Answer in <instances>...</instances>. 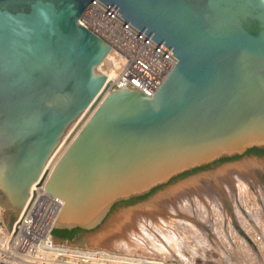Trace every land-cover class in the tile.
<instances>
[{
	"label": "water",
	"instance_id": "95a60500",
	"mask_svg": "<svg viewBox=\"0 0 264 264\" xmlns=\"http://www.w3.org/2000/svg\"><path fill=\"white\" fill-rule=\"evenodd\" d=\"M93 1L0 0V208L9 236L48 172L44 191L64 203L53 228L80 229L88 242L116 213L213 171L196 170L261 160L243 155L264 150V0H96L175 58L152 96L128 83L104 96L98 66L109 46L79 23Z\"/></svg>",
	"mask_w": 264,
	"mask_h": 264
},
{
	"label": "bare ground",
	"instance_id": "6f19581e",
	"mask_svg": "<svg viewBox=\"0 0 264 264\" xmlns=\"http://www.w3.org/2000/svg\"><path fill=\"white\" fill-rule=\"evenodd\" d=\"M111 62L107 54L98 66V71L106 78ZM88 117L89 113L82 118L79 127ZM64 145L50 162L49 171L65 149ZM251 159L190 177L164 189L142 207L116 213L100 237L86 242L89 249L98 251L95 264H171L168 259L174 253L179 255L181 246L185 247V239L207 243L220 252L219 241L232 232V215L238 222L248 221V224L259 222V216L264 215V182H260L261 176L264 178V160ZM46 175L49 176V172ZM0 211L2 213L1 208Z\"/></svg>",
	"mask_w": 264,
	"mask_h": 264
},
{
	"label": "built area",
	"instance_id": "2783aa9c",
	"mask_svg": "<svg viewBox=\"0 0 264 264\" xmlns=\"http://www.w3.org/2000/svg\"><path fill=\"white\" fill-rule=\"evenodd\" d=\"M79 23L109 46L112 62L104 96L127 83L152 96L175 65L171 54L99 1L88 5ZM47 178L33 188V197L11 236L0 215V264H95L97 250L52 238L64 203L44 191Z\"/></svg>",
	"mask_w": 264,
	"mask_h": 264
},
{
	"label": "rangeland",
	"instance_id": "374dc122",
	"mask_svg": "<svg viewBox=\"0 0 264 264\" xmlns=\"http://www.w3.org/2000/svg\"><path fill=\"white\" fill-rule=\"evenodd\" d=\"M260 159L264 160V157H261ZM222 164L223 162H217L214 164L213 168L207 167L206 169L194 171V174L198 173L199 171H203V170L204 171H209V170L214 171L216 168L220 167ZM187 175L188 174L184 175L183 178L187 177ZM261 180H262L260 181L261 183L264 182V178H262V176H261ZM174 183H176V180L172 181L171 184L173 185ZM135 203L136 201L135 202L128 201L127 203H124L123 205L131 206ZM226 205L230 209V206L227 202H226ZM0 215H1V211H0ZM259 218H260L259 222L257 223L252 222L251 224H248V221H246V223H242V222L240 223V221L238 222L234 218V215H232L231 217L232 221L230 222V225H232L231 226L232 232L230 231L231 233L225 234L223 240L219 241L220 246L222 247L221 250L223 252L221 250L220 252L217 250L214 251V248L212 246L206 245L207 243L205 244L201 243L199 239L197 240L200 242V244L198 242L192 241L191 239L190 240L185 239V242H184L185 247L181 246V248L183 249L179 253V255L182 254L181 255L182 257H179L178 253H174L173 257L168 260H170L171 264H262L264 263V246H262L264 245V242H262L264 241V222H262L264 221V215L259 216ZM253 227H254V231H252ZM253 232H255L256 235ZM231 234H233L235 237L234 241L232 239ZM240 238H242V240ZM236 239H239V240H236ZM187 241L188 242L190 241V242L188 243ZM63 242H66L73 246L91 248L87 246L86 242H83L82 233L77 234L73 238L72 241H63ZM259 245H260L261 250H259ZM137 264H141V263H137Z\"/></svg>",
	"mask_w": 264,
	"mask_h": 264
},
{
	"label": "trees",
	"instance_id": "16d2710c",
	"mask_svg": "<svg viewBox=\"0 0 264 264\" xmlns=\"http://www.w3.org/2000/svg\"><path fill=\"white\" fill-rule=\"evenodd\" d=\"M252 152H256L257 154L259 155H262L264 154V152L262 151H258L257 149H252L251 150ZM250 151V152H251ZM207 167L203 168V169H206ZM186 175V174H184ZM183 175V176H184ZM145 197H140V198H137V199H132L130 202H135V201H138V200H141ZM115 207V206H114ZM82 233V231L80 229H73L71 231H68V230H53L52 231V238L54 240H58V241H72L73 238L77 235V234H80Z\"/></svg>",
	"mask_w": 264,
	"mask_h": 264
},
{
	"label": "flooded vegetation",
	"instance_id": "af4514ba",
	"mask_svg": "<svg viewBox=\"0 0 264 264\" xmlns=\"http://www.w3.org/2000/svg\"><path fill=\"white\" fill-rule=\"evenodd\" d=\"M252 149H254V148H252ZM252 149L247 150L243 156H248V157H252V156H254V157H258V158L264 157V154L259 155V154H257L256 152H252V151H251ZM257 150H258V151H262V152H264V150H260V149H257ZM250 151H251V152H250ZM235 159H238V158H235ZM230 160H232V159H229V160H220V161H218V162H226V161H230ZM216 163H217V162H216ZM214 164H215V163H214ZM201 170H202V169H201ZM196 171H197V170H196ZM130 201H131V200H130ZM130 201H129V202H130ZM125 203H127V202H125ZM118 205H119V204L115 205L114 208H116Z\"/></svg>",
	"mask_w": 264,
	"mask_h": 264
}]
</instances>
